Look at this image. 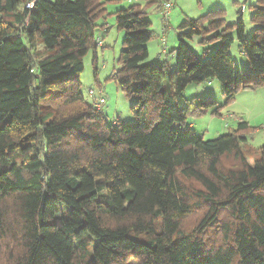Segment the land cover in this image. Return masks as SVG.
<instances>
[{
    "label": "trees",
    "instance_id": "1",
    "mask_svg": "<svg viewBox=\"0 0 264 264\" xmlns=\"http://www.w3.org/2000/svg\"><path fill=\"white\" fill-rule=\"evenodd\" d=\"M140 1L115 13L125 39L113 79L135 99L132 123L109 122L81 90L104 0H0V242L18 244L12 264H264V144L251 161L246 121L204 139L188 118L221 116L223 106L183 94L217 79L229 105L241 88L264 87V0L250 37L245 4L233 24L223 8L186 18L177 47L161 52L173 69L169 58L148 61L147 47V8L170 0ZM231 29L245 70L229 53ZM194 36L219 42L204 61L188 44ZM36 39L48 52L34 62ZM225 155L237 164L224 166Z\"/></svg>",
    "mask_w": 264,
    "mask_h": 264
},
{
    "label": "rangeland",
    "instance_id": "2",
    "mask_svg": "<svg viewBox=\"0 0 264 264\" xmlns=\"http://www.w3.org/2000/svg\"><path fill=\"white\" fill-rule=\"evenodd\" d=\"M104 2L105 13L96 18L94 22L96 26L95 38L100 37L102 42L91 45L84 57L85 67L80 74L81 90L87 102L94 104L97 101V105L104 112L109 122L120 118L123 121L133 123L136 121V117L131 106L135 99L123 91L117 81L113 79L114 73L120 67L119 58L124 48L125 39V31L117 25L115 13L134 4L145 3L140 0H104ZM172 2L175 3V6L169 13L167 23H164V15H162V11L157 9L156 3H151L152 5L147 8L146 15L152 22L150 28L153 32V37L147 44L149 49L148 61H157L160 59V55L164 59L169 51L177 47L178 26L186 18L197 19L206 12L217 8L225 9L227 24H233L240 18L238 11L245 4L246 8L242 10V17L246 37H250L258 27V24L252 21V15L256 10L255 6L258 4V0H173ZM1 17L2 13H0V19ZM164 26H167L165 33L162 32ZM229 32L235 38L229 50L231 58H233L236 68L245 70L249 67V62H247L248 58L239 48L236 29H231ZM164 38L165 42L162 40ZM202 39V36H194L187 41L199 59L204 61L216 49L219 42L212 40L203 44ZM165 46H167L168 52L161 53ZM29 47L34 62L47 55L48 50L38 39L34 40L33 44L30 43ZM169 59H171V56H169ZM171 69H173V66H171ZM221 87L219 80L212 79L210 82L191 83L184 89L183 94L187 99L211 96L218 101L219 106H223L221 116L211 114L213 109H209L200 117H189L187 125L193 123V129L197 134L203 136L204 139H213L229 133L234 128L236 129L239 122L246 121L249 128L243 134L247 138V141L243 143V151L251 161H254L253 155L258 153L254 152L264 144V87L241 88L229 105H225L226 101ZM90 90H93V93H90ZM102 96L105 97L106 102L99 104V98ZM48 106L47 103H42L44 109ZM40 144H42V141H40ZM236 162L232 155H225L222 158L224 166H235ZM187 183L192 184L191 181ZM193 185L199 186L197 183ZM63 207L62 205L61 208ZM206 208V205L203 204L202 209L187 218L183 227L185 229L194 227ZM8 218L15 219V215L8 212ZM212 233L213 230L210 234ZM19 249L18 244L3 240L0 247V264L4 256L3 260L7 264H12L13 257L17 258Z\"/></svg>",
    "mask_w": 264,
    "mask_h": 264
},
{
    "label": "built area",
    "instance_id": "3",
    "mask_svg": "<svg viewBox=\"0 0 264 264\" xmlns=\"http://www.w3.org/2000/svg\"><path fill=\"white\" fill-rule=\"evenodd\" d=\"M172 1L173 0L166 1L164 3L163 7H162V13H163L162 15H164V23L168 22V19H169V16H170L169 13L171 12V9L173 8V5H174ZM33 4H34V2H31V3L27 4V7L32 8ZM90 93H93V90H90ZM104 102H106L105 97H103V96L100 97L99 98V104H102Z\"/></svg>",
    "mask_w": 264,
    "mask_h": 264
},
{
    "label": "crops",
    "instance_id": "4",
    "mask_svg": "<svg viewBox=\"0 0 264 264\" xmlns=\"http://www.w3.org/2000/svg\"><path fill=\"white\" fill-rule=\"evenodd\" d=\"M173 7L175 6V3L173 2ZM101 38L99 37V43H101ZM172 57V56H171ZM166 59L169 58V55L165 57ZM160 59H163L162 57ZM173 64H175V59H170V64L171 66H173ZM99 107V106H98ZM189 126L193 127V123H190Z\"/></svg>",
    "mask_w": 264,
    "mask_h": 264
},
{
    "label": "water",
    "instance_id": "5",
    "mask_svg": "<svg viewBox=\"0 0 264 264\" xmlns=\"http://www.w3.org/2000/svg\"><path fill=\"white\" fill-rule=\"evenodd\" d=\"M40 129V128H39Z\"/></svg>",
    "mask_w": 264,
    "mask_h": 264
}]
</instances>
